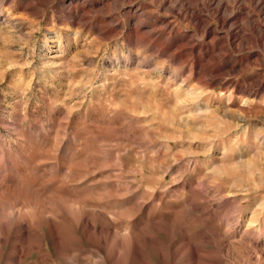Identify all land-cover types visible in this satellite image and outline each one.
Masks as SVG:
<instances>
[{
    "label": "rangeland",
    "instance_id": "obj_1",
    "mask_svg": "<svg viewBox=\"0 0 264 264\" xmlns=\"http://www.w3.org/2000/svg\"><path fill=\"white\" fill-rule=\"evenodd\" d=\"M96 1L0 0V264H264V9Z\"/></svg>",
    "mask_w": 264,
    "mask_h": 264
},
{
    "label": "bare ground",
    "instance_id": "obj_2",
    "mask_svg": "<svg viewBox=\"0 0 264 264\" xmlns=\"http://www.w3.org/2000/svg\"><path fill=\"white\" fill-rule=\"evenodd\" d=\"M67 1H75V0H64V2H67ZM106 0H97L96 1V4H100V3H104ZM187 3H186V2ZM204 1V0H203ZM214 0H208L207 2L204 1L203 2V5L204 7L206 8H209L212 4ZM236 1V0H235ZM238 1H242V2H250V4H253L255 6V8L259 11H262L264 9V0H238ZM175 2L178 4V6L180 7H187V13H185L184 15L181 14V13H178L176 16H179V17H182L184 18L185 20H188L192 23H195L197 27H199L201 29V32H202V35L204 37V39L206 37H212L213 39H215L217 36H220L222 38H226L225 35H223L222 33H220L216 28H212L210 27L209 24H205L204 23V19L202 18V16L200 14H197L195 11V9L193 7H196V2L195 0H175ZM231 2V1H230ZM165 1H162V3H160L162 5H165ZM216 6L213 8L214 10V13L216 15V18H218L220 20V22L222 23V25H227V24H232V22H234V20L236 19L238 13L234 14V13H227V11L229 10L230 6L228 5L227 2H224L222 0L220 1H217L216 3ZM68 5V4H67ZM72 5V4H71ZM93 6V5H92ZM250 6V5H249ZM163 7V6H162ZM198 8V7H197ZM247 8V7H246ZM253 8V7H251ZM66 11H67V14H70L69 13V7H65ZM166 10V9H164ZM254 10V9H253ZM135 11V10H134ZM256 11V10H255ZM170 13V12H169ZM140 15V14H139ZM72 18H74L75 20L76 19H79V20H85L86 19V13H84L83 15H73L71 16ZM261 19V18H260ZM139 20V19H138ZM132 21V20H131ZM166 19L162 20V23H164L165 27L169 26V23H165ZM140 22V21H138ZM249 23V26L251 27V29L253 31H255V37H254V40L256 42V44L262 46V50L260 51H256V52H252V55L255 56H259L262 57L264 56V33H263V30H262V25L260 23H258V21L256 20H252V18L250 17V21L248 22ZM234 24V23H233ZM139 25V24H138ZM157 25V24H156ZM162 25V24H161ZM137 26V25H136ZM158 26V25H157ZM152 27V28H151ZM142 28L144 29H147V34L149 33L150 35L154 36V35H158L161 30H162V27H158L156 28L153 27L152 25H149V24H144L142 26ZM141 30V29H140ZM220 30V29H219ZM146 34V33H145ZM168 34V33H167ZM162 35V33H161ZM170 35V34H169ZM172 35V34H171ZM185 36L188 35L187 34H184ZM168 36V35H167ZM157 37V36H156ZM181 37V36H180ZM149 38V37H148ZM155 38V37H154ZM167 38V37H166ZM189 39V38H188ZM168 40V39H167ZM144 41V40H143ZM149 41H150V38H149ZM208 41V40H207ZM213 41V40H212ZM227 42V41H226ZM147 43V42H146ZM149 44V43H148ZM186 44V42H185ZM204 44V42L202 43H199L198 45H194L190 48V51L191 53H194L197 51L198 47H202V45ZM210 44V43H209ZM250 44V43H249ZM212 45V44H211ZM223 45V44H222ZM152 46V45H151ZM189 46V45H187ZM206 46V45H205ZM224 46V45H223ZM186 47V46H185ZM212 47V46H211ZM178 48V47H177ZM224 48V47H223ZM186 49V48H185ZM189 49V48H188ZM215 49V48H214ZM202 50V49H201ZM208 50L206 49L205 52H207ZM222 52V51H221ZM186 53V52H185ZM189 53V52H188ZM201 53V52H200ZM226 53V52H225ZM233 53V52H232ZM196 54V53H195ZM227 55V54H226ZM193 57V55H192ZM222 57V55H221ZM228 57V56H227ZM196 58L197 55H196ZM232 58V57H231ZM188 59V58H187ZM201 59V58H200ZM232 60V59H230ZM187 61V60H186ZM194 66L196 67L197 69V72L198 74L202 75V74H211L213 76V78H215V75L213 74L214 72L218 71V70H215L213 68H210V67H207L206 65L202 64L200 61H196L194 62ZM253 64V63H252ZM261 64V63H260ZM261 66V65H260ZM250 67V66H249ZM262 67V66H261ZM263 69V68H262ZM244 70V69H243ZM241 74V73H240ZM260 77V76H259ZM212 78V79H213ZM258 79V78H257ZM211 80V79H210ZM206 81V80H205ZM214 81V80H213ZM253 81V80H252ZM212 82V81H211ZM252 85L256 86L255 88H252V87H249V86H242V85H238L236 87L237 89V92L239 94H245L247 96H250V97H254V98H257L259 95H262L264 97V79H258V80H255L252 82ZM260 97V96H259ZM262 97V98H263ZM248 104H250L251 102L249 101H246ZM263 102H264V98H263ZM118 254V253H117ZM199 254V253H198ZM114 256V255H113ZM112 259V258H111ZM101 262H99L100 264Z\"/></svg>",
    "mask_w": 264,
    "mask_h": 264
}]
</instances>
